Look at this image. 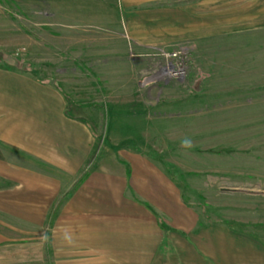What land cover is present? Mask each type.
<instances>
[{"label":"rangeland","instance_id":"obj_1","mask_svg":"<svg viewBox=\"0 0 264 264\" xmlns=\"http://www.w3.org/2000/svg\"><path fill=\"white\" fill-rule=\"evenodd\" d=\"M0 65L95 131L83 174L122 149L149 157L202 227L243 243L226 264H264V0H0Z\"/></svg>","mask_w":264,"mask_h":264},{"label":"crops","instance_id":"obj_2","mask_svg":"<svg viewBox=\"0 0 264 264\" xmlns=\"http://www.w3.org/2000/svg\"><path fill=\"white\" fill-rule=\"evenodd\" d=\"M94 132L57 89L0 65V264H226L225 253L245 250L202 227L178 183L142 154L122 149L81 181Z\"/></svg>","mask_w":264,"mask_h":264},{"label":"clouds","instance_id":"obj_3","mask_svg":"<svg viewBox=\"0 0 264 264\" xmlns=\"http://www.w3.org/2000/svg\"><path fill=\"white\" fill-rule=\"evenodd\" d=\"M181 146L184 148H191L193 146V142L190 138H185L182 140Z\"/></svg>","mask_w":264,"mask_h":264},{"label":"built area","instance_id":"obj_4","mask_svg":"<svg viewBox=\"0 0 264 264\" xmlns=\"http://www.w3.org/2000/svg\"><path fill=\"white\" fill-rule=\"evenodd\" d=\"M184 72H185V71H184L183 68H179L177 73H175V71H174V76H176V77H177V76H182Z\"/></svg>","mask_w":264,"mask_h":264},{"label":"trees","instance_id":"obj_5","mask_svg":"<svg viewBox=\"0 0 264 264\" xmlns=\"http://www.w3.org/2000/svg\"><path fill=\"white\" fill-rule=\"evenodd\" d=\"M169 175L175 180V178L171 175V173H169ZM87 176V173L86 174H84V177L81 179V181L82 180H84V178ZM176 181V180H175Z\"/></svg>","mask_w":264,"mask_h":264}]
</instances>
